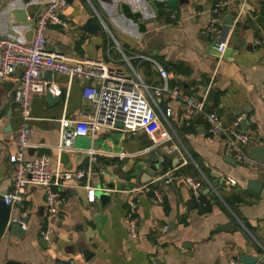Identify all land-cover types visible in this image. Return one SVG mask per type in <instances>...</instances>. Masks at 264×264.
Wrapping results in <instances>:
<instances>
[{
  "label": "crops",
  "instance_id": "crops-1",
  "mask_svg": "<svg viewBox=\"0 0 264 264\" xmlns=\"http://www.w3.org/2000/svg\"><path fill=\"white\" fill-rule=\"evenodd\" d=\"M46 1L0 0V34L28 40L31 21L27 15ZM212 1L66 0L59 9L63 23L49 24L45 30V48L68 57L110 61L127 72L133 68L145 83L158 84L153 64L133 55L148 54L171 72L169 82L180 90L202 96L206 87H213V98L205 96L204 108L215 109L224 122L246 120L243 129L250 134L246 152L256 145L264 149L263 46L255 43L264 33V0H228L220 18L221 25L229 28L221 54L211 45V33L203 30ZM87 17L98 21L99 28H84ZM223 19L228 22L222 23ZM101 22L130 64L123 61ZM43 75L58 84L54 94L58 99L48 103L46 93L31 96L26 123L30 139L39 144L26 148L25 156L48 154L52 167L72 171L85 165L83 149L92 146L100 162L91 165L95 172L91 170L87 183L94 196L86 199L84 179L63 180L51 219L53 230L44 239L39 234L44 224L43 189L27 184L23 198L11 203L12 216L22 215L25 225L20 234L4 230L0 235V264H53L57 259H72L74 264H228L234 254L264 256V172L227 154L222 138L207 132L200 112L185 124L177 100L167 98L164 106L170 115L167 122L160 118L161 126L129 131L102 125L92 137L76 136L73 149L59 160L51 147L58 140V118H82L92 107L82 96L80 79H68L60 72L43 71ZM15 81V75L0 79V190L5 192L11 185L15 130L22 121L11 101ZM162 127L172 135L165 141L169 146L165 157L170 159L165 168H171L172 177L155 185L162 193L161 202L147 191L133 192L137 237L130 238L124 222L128 188L149 182L162 170L157 162L143 181L149 153L158 146L145 147L162 135ZM186 174L201 179L206 209L192 197ZM247 179L260 181L259 190L248 188ZM97 192H105L106 199L101 201Z\"/></svg>",
  "mask_w": 264,
  "mask_h": 264
},
{
  "label": "built area",
  "instance_id": "built-area-1",
  "mask_svg": "<svg viewBox=\"0 0 264 264\" xmlns=\"http://www.w3.org/2000/svg\"><path fill=\"white\" fill-rule=\"evenodd\" d=\"M66 0H47L33 15H27L31 21V33L28 40H21L12 36L0 34V79L3 80L12 75L16 81L12 87L11 101L16 105L21 116V123L15 130L16 148L13 153V165L11 170V185L3 194L5 202H18L23 198L27 184L39 185L44 194V224L39 234L48 239L53 227L51 219L56 213V202L60 199L59 186L62 181L73 177L84 179L86 199L93 200V188L89 187L88 179L93 163L100 164L96 159L95 149L92 146L83 149L87 152L86 163L72 171L60 170L52 167L51 158L48 154L34 153L25 156L26 148L36 146L39 143L30 139V129L26 120L29 119L30 98L36 93H50L59 91L58 84L46 78L43 71L60 72L70 78H78L83 81L82 96L91 104V112L82 118L67 119L63 116L58 118V140L51 145L55 149L56 159L62 151L73 149V139L78 135L93 136L99 126H115L114 121L120 119L121 127L125 130L135 131L138 128L150 127L153 124L162 125L167 122L170 115L168 106H164V100L174 98L180 106L182 120L189 124L192 115L200 112L206 122V130L210 135L220 136L224 151L240 164L259 168L264 172V161H257L246 152L245 145L250 138L247 130L239 125V118L222 121L219 113L212 108L205 109V95L196 96L187 93L175 85L170 84L171 72L161 66L148 54L139 52L133 55L140 60H148L155 67L160 82L158 84L145 83L141 76L133 68V72H127L114 63L103 59L86 56L68 57L64 54L45 48V30L49 24H62L59 9ZM228 0H213L210 5V15L203 30L211 33V45L221 54L226 47L229 28L221 25V14ZM100 19V18H99ZM102 21V20H101ZM108 32L110 39L117 48L119 44L109 29L101 22ZM255 43L263 46L264 60V33L255 39ZM121 50V48H119ZM123 61L129 63V57L121 50ZM162 118L163 120L161 121ZM162 135L145 150L157 145L160 154L157 155L158 163L164 161L169 146L165 141L171 140V131L162 127ZM80 150V149H78ZM82 150V151H83ZM172 177L171 168H165L153 177L149 182L128 188L129 194L124 211V222L127 235L130 238L137 237V209L133 192L141 189L149 192L157 202L163 200L158 186L159 181L168 182ZM185 183L191 190L194 200L204 205L201 194V179L186 174L183 176ZM234 182L233 178L228 179ZM12 220L25 225L23 216L11 217ZM167 227L163 224L162 229ZM53 264H74L72 259L55 260ZM228 264H264L256 260L253 263H245L239 260L238 255H232Z\"/></svg>",
  "mask_w": 264,
  "mask_h": 264
},
{
  "label": "water",
  "instance_id": "water-1",
  "mask_svg": "<svg viewBox=\"0 0 264 264\" xmlns=\"http://www.w3.org/2000/svg\"><path fill=\"white\" fill-rule=\"evenodd\" d=\"M226 23L228 22L227 19H223L222 23ZM84 28L88 29V30H93L94 28H99V23L98 21H91L90 17H87L83 23ZM50 70H45V73H50ZM205 96L207 99H212L213 98V94H214V89L211 86L206 87L205 89ZM46 101L52 102L54 100L58 99L57 95H52L50 93H46ZM246 123V120L241 119L239 121V124L242 128H244V124ZM114 125L117 126H121L122 122L120 119H116L114 121ZM67 153L66 151H62L59 154V160L63 159V156H65ZM160 154V148L157 147L156 148V152H152L150 151L149 153V158H150V166L149 168L146 169L145 171V175L146 178L143 179V181L147 180L149 178V175L153 172V168L156 166L157 164V155ZM247 154L249 156H251L252 158L256 159L257 161H263L264 160V149L262 146L260 145H256L251 147L250 149L247 150ZM232 164L233 160L230 158V160L228 161ZM91 170L93 172H95V167L92 166ZM158 172H161V170H159ZM243 180V179H242ZM244 181V180H243ZM246 185L248 186V188H250L253 191H258L259 187L261 185V182L255 179H247L245 181ZM5 193L4 190H0V235H2V233L4 232V230H7L13 234H20L22 232V227L20 225L19 222L14 221L11 219L12 214H11V203L9 202H5L3 199V194ZM101 201H104V199H106L107 194L105 192H97L96 193ZM239 260L245 262V263H253L256 260H260L264 262V256L261 257H257L254 255H248L245 253H240L238 255Z\"/></svg>",
  "mask_w": 264,
  "mask_h": 264
},
{
  "label": "trees",
  "instance_id": "trees-1",
  "mask_svg": "<svg viewBox=\"0 0 264 264\" xmlns=\"http://www.w3.org/2000/svg\"><path fill=\"white\" fill-rule=\"evenodd\" d=\"M170 161V159L169 158H166V157H164V161L161 163V166H162V170L163 169H165V167H166V162H169ZM202 193V192H201ZM202 199L204 200V202H205V204L202 206L203 207V209H206L207 207H208V205H207V203H208V200L207 199H205V197H204V195H203V193H202Z\"/></svg>",
  "mask_w": 264,
  "mask_h": 264
}]
</instances>
